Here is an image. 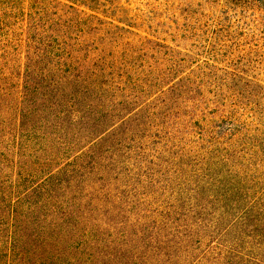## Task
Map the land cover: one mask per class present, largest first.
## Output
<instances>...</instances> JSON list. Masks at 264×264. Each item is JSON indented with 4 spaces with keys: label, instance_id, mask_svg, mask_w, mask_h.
Masks as SVG:
<instances>
[{
    "label": "rangeland",
    "instance_id": "1",
    "mask_svg": "<svg viewBox=\"0 0 264 264\" xmlns=\"http://www.w3.org/2000/svg\"><path fill=\"white\" fill-rule=\"evenodd\" d=\"M83 4L0 0V264L206 249L222 192L264 190V0Z\"/></svg>",
    "mask_w": 264,
    "mask_h": 264
},
{
    "label": "trees",
    "instance_id": "2",
    "mask_svg": "<svg viewBox=\"0 0 264 264\" xmlns=\"http://www.w3.org/2000/svg\"><path fill=\"white\" fill-rule=\"evenodd\" d=\"M31 2L49 8L51 11L70 10V14H78L75 7H90L83 4L87 0H31ZM30 32L34 35L32 30ZM27 49L26 60L31 62L35 49L33 40L32 44H28ZM40 54L41 57L51 59L47 52H40ZM56 63L57 65L52 66L51 71L59 77L64 70L58 65L61 63L60 60ZM71 78L61 76V84L72 82V85L80 86L79 81L74 82ZM84 83L83 85H88L87 82ZM85 87L87 90L83 92L88 91L87 86ZM244 188L243 185H237L222 192L224 194H221L220 201L230 204L219 212L212 226L214 231L208 234L209 237L217 236L216 240L206 249H200L201 245H196L193 237L183 234L178 238L176 234L157 236L154 234L149 241H146L141 229L135 232L139 238H143L145 246H151L147 249V253L130 255L125 248L116 254L108 255V258L103 259V264H264V190L252 198L249 195L250 192L245 191ZM224 222L227 226L217 234L218 228ZM45 262L47 261L38 262L36 260L31 264H44Z\"/></svg>",
    "mask_w": 264,
    "mask_h": 264
}]
</instances>
